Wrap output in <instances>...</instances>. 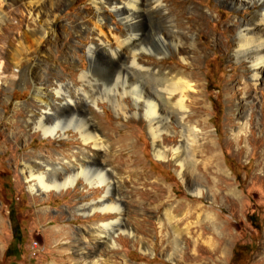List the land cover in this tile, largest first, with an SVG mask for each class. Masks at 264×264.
<instances>
[{"label": "rangeland", "instance_id": "1", "mask_svg": "<svg viewBox=\"0 0 264 264\" xmlns=\"http://www.w3.org/2000/svg\"><path fill=\"white\" fill-rule=\"evenodd\" d=\"M25 1L19 0L8 6L0 0V7L7 16L4 24L0 25V264H264V87L252 91L255 103L244 118L237 120L235 102H227L226 96L229 85L237 80L230 76L245 68L234 62L230 50L224 51L213 44V40L217 39L229 45L233 37L230 31L236 25L234 22L246 19L255 9L247 7L234 13L217 0H187L176 7L184 12V21L189 16L190 5L207 14L200 25L199 39L205 48L199 60L201 98L205 100L201 105L205 106V110L197 111L196 106H191L190 122H204V136L214 142L230 191L225 189L219 196L208 192L204 197L191 193L180 180L178 168L170 160L154 156L143 121L117 117L106 102H98L103 111L90 107L95 121L106 129L110 154L104 159L122 180L120 193L127 204L128 221L136 229L134 237L119 235L114 239L116 247L109 248L93 244L92 230L97 224L113 219V215L104 217L97 214L83 218L75 212L82 204L98 201L104 190H90L80 181L74 189L61 193H31L29 184L25 183V162L46 159L63 167L66 160H73L74 157L82 159L83 156L101 154L91 146L80 145L73 133L68 139H43L26 127V105L35 107L32 86L29 83L18 84V74L7 65L4 55L9 39L1 37L5 32L9 33L12 25L21 18L29 19ZM73 2L60 10L58 23L91 14V0ZM107 14L111 16L109 23L117 25L118 18L109 11ZM73 37L74 34L70 33L56 45L61 42L60 47L68 46ZM74 41L76 61L80 62L81 70H87L86 46L89 42L82 45L79 39ZM61 55L56 53L54 59L42 62L45 63L43 67L48 66L50 78L59 75L66 81L75 73L73 79H77L78 73ZM164 62L175 66L178 59L169 58ZM10 80H14L15 84L6 86L4 82ZM97 84L99 89L103 80ZM75 95L72 93L74 100L77 99ZM237 96L235 101L241 97L240 94ZM59 101L55 98L56 103ZM127 134L130 148L129 145H121ZM161 143L163 147L174 145ZM116 156L128 160L117 164L113 161ZM134 156L139 161L136 166L132 165ZM197 157L200 162L198 172H201L206 167L205 163L208 165V153L204 149ZM147 177L150 182L159 181L171 191V199L167 198V194L161 203L163 208L168 204L173 206L175 233L170 228L160 229L157 219L164 221L163 211L151 216L150 202L135 193L138 189H149ZM204 185L211 191L217 190L211 183ZM208 216L217 220L216 229L207 221ZM143 219L149 228L146 232L138 229ZM174 240L184 250L181 257L184 253L185 256L191 255L195 246L200 253L194 260L185 262L176 258L177 261H169L164 255L169 254ZM144 246L154 247L156 251L145 253ZM164 249L168 252L164 253ZM219 249L221 251L217 253Z\"/></svg>", "mask_w": 264, "mask_h": 264}, {"label": "bare ground", "instance_id": "2", "mask_svg": "<svg viewBox=\"0 0 264 264\" xmlns=\"http://www.w3.org/2000/svg\"><path fill=\"white\" fill-rule=\"evenodd\" d=\"M73 1L26 0L24 6L29 19L21 18L12 25L9 33L5 32L1 36L9 39L4 55L7 65L18 74V84L29 83L32 86L31 96L35 107L26 105V127L29 131L51 140L68 139L73 133L80 145L91 146L101 154L98 152L100 155L83 156L82 159L74 157L73 160H66L63 167L46 159L25 162L23 174L31 193H61L74 189L80 181L90 190H104L98 201L82 204L75 212L83 218L97 214L104 217L113 215L110 221L95 224L92 239L94 245L97 243L115 248L114 239L117 236L124 234L134 237L136 229L128 221L127 204L120 193L122 180L104 159L110 154L106 129L95 121L91 110L103 111L98 102L108 103L119 118L143 121L154 156L170 160L178 168L180 180L191 193L199 197H204L208 192L219 196L230 188L215 152L214 142L204 136V122H190L193 113L191 106H196L197 111L205 110V106L201 105L205 100L201 98L199 74V60L205 48L199 39L200 25L206 20L207 14L190 5L189 16L184 21V12L176 7L182 6L187 0H91L90 15L58 23L60 10ZM217 1L234 13L247 7L255 9L246 19L234 22L236 25L230 31L233 37L229 45L213 40L215 46L219 45L224 51L230 50L234 62L245 68L230 76L237 80L229 85L226 96L227 102H235L236 117L241 120L256 100L252 91L264 87V0ZM2 2L10 6L19 0ZM108 11L118 18L117 25L109 23L111 16L107 14ZM6 17L5 10L0 7V25L4 24ZM222 32L225 33L224 28ZM70 33L75 36L72 43L63 47H60L61 42L59 46L56 45ZM75 39H79L82 45L89 42L86 46L87 70H81L80 62L76 61ZM56 53L62 54L74 68L79 75L77 79H73L75 73L66 81L59 75L50 78L48 66L43 67L45 63L42 62L54 59ZM169 58H177L178 63L175 66L168 65L164 61ZM101 79L103 84L98 89L97 83ZM4 84L9 86L15 82L10 80ZM72 93L76 94V100ZM238 94L241 97L235 101ZM55 98L60 101L56 103ZM128 137L127 134L121 145H129L130 148L126 140ZM162 141L174 145L163 147ZM204 149L208 153V165L205 163L204 170L198 172L200 162L197 156ZM127 160L121 156L113 159L117 164ZM138 163L134 156L132 165ZM149 179H146L149 189H138L135 193L150 202L151 216L163 211L165 222L158 218V227L170 228L175 233L173 206L168 204L163 208L164 204L161 203L167 194V198L171 199L172 193L159 181L150 182ZM207 183L217 190L208 189L204 185ZM207 221L216 229L217 220L214 217L208 216ZM138 229L142 232L149 229L144 219ZM174 242L169 254L164 255L169 261H175L176 258L185 262L194 260L200 253L194 245L191 255L182 253L181 257L183 249ZM80 245L83 242L80 241ZM143 251L154 253L156 250L144 246ZM163 252L168 250L164 249Z\"/></svg>", "mask_w": 264, "mask_h": 264}]
</instances>
